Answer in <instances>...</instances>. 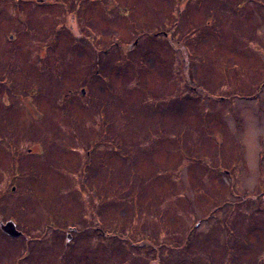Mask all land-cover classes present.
<instances>
[{
  "label": "rangeland",
  "instance_id": "rangeland-1",
  "mask_svg": "<svg viewBox=\"0 0 264 264\" xmlns=\"http://www.w3.org/2000/svg\"><path fill=\"white\" fill-rule=\"evenodd\" d=\"M0 264H264V0H0Z\"/></svg>",
  "mask_w": 264,
  "mask_h": 264
},
{
  "label": "flooded vegetation",
  "instance_id": "flooded-vegetation-1",
  "mask_svg": "<svg viewBox=\"0 0 264 264\" xmlns=\"http://www.w3.org/2000/svg\"><path fill=\"white\" fill-rule=\"evenodd\" d=\"M114 1V0H113ZM12 39V37H10V40ZM81 91H83V93H82V95H84L85 93H84V90L82 89ZM81 93V92H80Z\"/></svg>",
  "mask_w": 264,
  "mask_h": 264
},
{
  "label": "water",
  "instance_id": "water-1",
  "mask_svg": "<svg viewBox=\"0 0 264 264\" xmlns=\"http://www.w3.org/2000/svg\"><path fill=\"white\" fill-rule=\"evenodd\" d=\"M81 93H83V91H81ZM19 233H14L15 236H18Z\"/></svg>",
  "mask_w": 264,
  "mask_h": 264
},
{
  "label": "trees",
  "instance_id": "trees-1",
  "mask_svg": "<svg viewBox=\"0 0 264 264\" xmlns=\"http://www.w3.org/2000/svg\"><path fill=\"white\" fill-rule=\"evenodd\" d=\"M165 245H167V244H165Z\"/></svg>",
  "mask_w": 264,
  "mask_h": 264
}]
</instances>
